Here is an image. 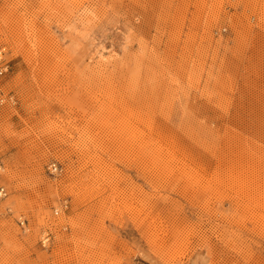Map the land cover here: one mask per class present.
<instances>
[{
  "label": "rangeland",
  "instance_id": "obj_1",
  "mask_svg": "<svg viewBox=\"0 0 264 264\" xmlns=\"http://www.w3.org/2000/svg\"><path fill=\"white\" fill-rule=\"evenodd\" d=\"M0 49V264H264V0H0Z\"/></svg>",
  "mask_w": 264,
  "mask_h": 264
},
{
  "label": "built area",
  "instance_id": "obj_2",
  "mask_svg": "<svg viewBox=\"0 0 264 264\" xmlns=\"http://www.w3.org/2000/svg\"><path fill=\"white\" fill-rule=\"evenodd\" d=\"M9 71V62L6 60L5 55H4V49H0V76L5 75ZM10 103L13 104L15 103L13 95L10 94H5L1 89H0V106ZM2 168V159H1V154H0V170ZM51 173H57L60 171V168L56 166V164H51L48 168ZM8 196V192L6 187L0 183V199H5ZM24 220L21 218L19 219V224L24 227Z\"/></svg>",
  "mask_w": 264,
  "mask_h": 264
}]
</instances>
